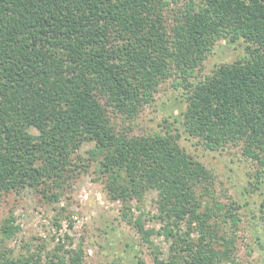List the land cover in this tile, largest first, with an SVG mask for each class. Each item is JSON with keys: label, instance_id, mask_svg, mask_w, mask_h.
<instances>
[{"label": "trees", "instance_id": "trees-1", "mask_svg": "<svg viewBox=\"0 0 264 264\" xmlns=\"http://www.w3.org/2000/svg\"><path fill=\"white\" fill-rule=\"evenodd\" d=\"M170 4L0 0V194L32 189L58 202L69 180L89 170L80 151L93 143L87 153L109 195L125 208L138 202L140 215L124 216L154 249L155 264H236L233 243L223 238L224 250L215 245L222 239L211 221L225 205L216 199L213 172L170 131L129 136L111 114L136 118L171 79L186 93L185 132L212 151L240 147L257 165L253 186L260 189L264 0H188L167 14ZM223 38L241 42L244 55L199 78ZM150 190L158 191L162 233L145 224L141 206ZM16 222L11 214L0 226V264H84L82 248L64 243L16 255L5 246L21 231ZM155 235L173 240L168 259L160 257Z\"/></svg>", "mask_w": 264, "mask_h": 264}, {"label": "rangeland", "instance_id": "rangeland-1", "mask_svg": "<svg viewBox=\"0 0 264 264\" xmlns=\"http://www.w3.org/2000/svg\"><path fill=\"white\" fill-rule=\"evenodd\" d=\"M169 1L167 14L188 0ZM244 53L241 42L233 43L227 38L219 40L198 77L205 78L218 65L233 62ZM171 83V79L162 83L154 100L144 106L136 118L131 120L112 113L116 129L129 136L165 135L170 131L179 138L182 149L213 172L216 199L225 205L224 211L218 212L211 221L216 223L222 239L216 242L217 248L224 250L220 245L226 238L233 243L232 258L236 264H264V185L260 189L253 186L257 165L243 156L240 147L212 151L190 137L181 116L186 108L182 101L186 93L183 89H175ZM93 147V143L82 146L80 153L85 157V163H90V168L69 180L58 202L32 189L23 190L19 195L0 194V226L11 214L21 226V231L5 242L7 249L18 255L44 246L52 252L64 243L66 249L78 251L82 248L84 264H140L139 261L155 264L154 249L129 224L130 217L124 216V212L134 218L139 216L138 202L135 200L125 208L122 199H113L109 195L99 172V163L87 153ZM157 200L158 191L150 190L141 207L146 227L162 233L163 225L156 220L159 215ZM128 208L132 210L129 212ZM227 211L237 215V224L225 216L229 214ZM57 219H60L59 225H56ZM181 226V232H184L186 223ZM191 237L197 238L198 234L193 233ZM151 240L159 248L160 257L168 259L173 240H167L163 235H155Z\"/></svg>", "mask_w": 264, "mask_h": 264}]
</instances>
